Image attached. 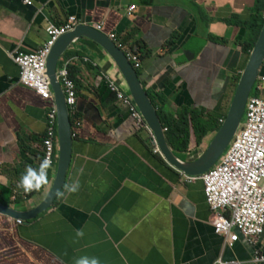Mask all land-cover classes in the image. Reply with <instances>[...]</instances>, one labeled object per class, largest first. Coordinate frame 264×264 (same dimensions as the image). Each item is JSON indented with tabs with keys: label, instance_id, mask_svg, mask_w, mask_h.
Instances as JSON below:
<instances>
[{
	"label": "crops",
	"instance_id": "crops-1",
	"mask_svg": "<svg viewBox=\"0 0 264 264\" xmlns=\"http://www.w3.org/2000/svg\"><path fill=\"white\" fill-rule=\"evenodd\" d=\"M31 1L0 0V204L21 212L44 199L55 172L36 192L17 187L27 167L41 164L51 102L19 82L14 52L35 51L50 23L75 16L77 24L101 25L125 46L142 49L137 72L157 109L223 114L248 58L240 44L246 29L234 16L249 19L258 0ZM65 63L77 92L67 178L54 204L36 217L16 224L0 212V264H74L81 256L99 264H264L253 262L256 252L264 256V235L256 245L217 235L202 182L189 183L171 167L150 129L115 100L106 77L126 88L108 53L83 37L67 48L58 68ZM73 181L79 188L68 193L65 185Z\"/></svg>",
	"mask_w": 264,
	"mask_h": 264
},
{
	"label": "built area",
	"instance_id": "built-area-1",
	"mask_svg": "<svg viewBox=\"0 0 264 264\" xmlns=\"http://www.w3.org/2000/svg\"><path fill=\"white\" fill-rule=\"evenodd\" d=\"M24 2L28 5L32 4L31 0H24ZM134 10L135 6L132 5L128 13L131 14ZM76 25L75 16H69L61 24L50 23L45 30L46 40L35 51L14 52L12 54L13 60L20 70L19 82L33 90L41 98L51 102L47 109L46 130L42 140L41 162L44 160L49 162V167L46 169L47 178L56 172L59 157L57 112L51 83L47 75V60L58 38L73 30ZM96 28L101 30V25ZM107 35L125 52L133 67L138 70L142 66L140 49L125 46L117 39L116 33H108ZM57 76L71 112L76 106L77 92L75 82L70 77L67 63L57 69ZM106 81L115 100L127 110L136 124L148 128L130 93L120 87V84L113 78L106 77ZM263 84L264 77L260 75L246 104L245 123L219 161L200 177L187 178L189 183L195 180L202 182L205 200L212 215L211 225L214 232L230 243L237 241L239 236H242L251 245H256V241L264 235ZM254 91L258 94L253 95ZM163 130L165 132L167 128L164 127ZM156 151H158L157 147ZM15 222L21 224L22 220L16 219ZM253 262H264V256L256 252ZM216 264L241 263L217 261Z\"/></svg>",
	"mask_w": 264,
	"mask_h": 264
},
{
	"label": "water",
	"instance_id": "water-1",
	"mask_svg": "<svg viewBox=\"0 0 264 264\" xmlns=\"http://www.w3.org/2000/svg\"><path fill=\"white\" fill-rule=\"evenodd\" d=\"M89 38L100 46L116 63L131 97L136 103L148 128L152 132L151 140L162 157L177 171L188 177H200L210 170L221 158L233 138L239 131L245 108L264 66V23L257 41L250 52L247 63L240 74L236 91L229 105V110L220 128L214 133L207 148L193 161H183L171 148L166 139L158 110L148 92L143 87L137 70L129 61L125 52L115 41L97 29L84 24H77L73 30L64 33L53 46L47 60V75L51 83L57 112L58 128V164L50 190L44 199L34 208L16 211L0 204V212L28 221L51 207L64 187L72 159V122L70 109L66 103L65 93L57 76L59 60L67 48L81 38Z\"/></svg>",
	"mask_w": 264,
	"mask_h": 264
},
{
	"label": "trees",
	"instance_id": "trees-1",
	"mask_svg": "<svg viewBox=\"0 0 264 264\" xmlns=\"http://www.w3.org/2000/svg\"><path fill=\"white\" fill-rule=\"evenodd\" d=\"M233 22L236 23L237 26L246 29V37L240 44L242 52L249 58L250 52L257 41L264 23V0H258L256 2L255 13L251 14L249 19L242 20L238 16H234ZM176 37L177 34L169 41V45L175 42ZM140 53L143 59L142 49H140ZM239 78L240 74L234 79L236 85ZM257 94L258 93L254 91L253 95ZM151 98L154 102L152 96ZM154 104L157 106L155 102ZM157 110L163 128H167L165 134L168 144L174 151H178L179 153H187L190 151V147L193 149L199 146L208 135L211 136V140L214 133L220 128L222 120L226 117V113L205 112L198 110V108L189 107H183L177 115L162 109ZM192 142L194 144H192Z\"/></svg>",
	"mask_w": 264,
	"mask_h": 264
},
{
	"label": "clouds",
	"instance_id": "clouds-1",
	"mask_svg": "<svg viewBox=\"0 0 264 264\" xmlns=\"http://www.w3.org/2000/svg\"><path fill=\"white\" fill-rule=\"evenodd\" d=\"M49 167V162L44 160L41 162L38 168L27 167L24 174L20 177L17 187L22 188L23 191L29 192L32 190H39L43 184L47 182L46 169ZM79 188L78 181H73L71 184L65 185V190L68 193H73ZM77 236H82L83 233L80 230L76 231ZM74 264H99V261L95 257L81 256L76 258Z\"/></svg>",
	"mask_w": 264,
	"mask_h": 264
},
{
	"label": "rangeland",
	"instance_id": "rangeland-1",
	"mask_svg": "<svg viewBox=\"0 0 264 264\" xmlns=\"http://www.w3.org/2000/svg\"><path fill=\"white\" fill-rule=\"evenodd\" d=\"M125 82V81H124ZM124 88H126L127 89V91L129 92V90H128V87H127V85H126V83L124 84ZM236 91V84H235V82H233V89H230V91H228V93H231L230 95H229V97L227 98V102H226V104H228V106H225L224 107V112L223 113H226V115H227V112H228V110H229V105H230V102H231V97H232V94H233V92H235ZM233 98V97H232ZM166 111V110H165ZM224 120V119H223ZM222 120V121H223ZM245 123V115H244V117H243V120H242V123H241V127H240V129L239 130H241V128L243 127V124ZM203 142V141H202ZM202 142L200 143V145L198 146V147H194L193 149H192V151L190 152V151H188L187 153H185V154H189V155H187V156H185V154H177V152H176V155L181 159V160H183V161H190V156H192V155H195V153L197 152L198 153V151H204L207 147H205L204 148V146L205 145H203L202 144ZM196 148V149H195ZM201 155V154H200ZM199 155V156H200ZM199 156H196V158L195 159H197ZM195 159H193V160H195Z\"/></svg>",
	"mask_w": 264,
	"mask_h": 264
}]
</instances>
